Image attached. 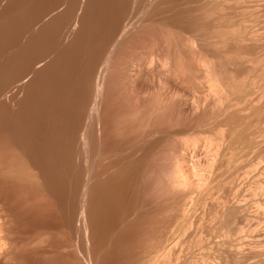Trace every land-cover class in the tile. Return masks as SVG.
Wrapping results in <instances>:
<instances>
[{"label":"rangeland","instance_id":"1","mask_svg":"<svg viewBox=\"0 0 264 264\" xmlns=\"http://www.w3.org/2000/svg\"><path fill=\"white\" fill-rule=\"evenodd\" d=\"M198 3L0 0V224L17 242L0 245L15 264H264V0ZM241 119L261 136L242 159L234 130L225 141ZM181 138L224 139L202 197L169 185Z\"/></svg>","mask_w":264,"mask_h":264},{"label":"bare ground","instance_id":"2","mask_svg":"<svg viewBox=\"0 0 264 264\" xmlns=\"http://www.w3.org/2000/svg\"><path fill=\"white\" fill-rule=\"evenodd\" d=\"M174 1V0H173ZM191 1V0H190ZM194 1V0H193ZM196 1V0H195ZM239 1H241V0H197V2H199L202 6H204V8H206V7H210L208 10H211V9H217V10H219V9H222L223 7H225V6H227V5H229V4H231V3H233V2H239ZM82 3V2H81ZM90 2L88 1V4H89ZM193 3V2H192ZM198 3V4H199ZM84 4V3H83ZM85 4H86V1H85ZM84 4V5H85ZM88 4H86V5H88ZM195 6H197L196 4H195ZM202 6H200V8L202 7ZM69 7V6H68ZM84 7V6H83ZM198 7V6H197ZM196 8V7H195ZM199 8V7H198ZM219 8V9H218ZM66 9V8H65ZM65 9H64V12H62V13H64V15L66 14L65 13ZM68 9V8H67ZM95 9V8H94ZM94 9H93V11H94ZM203 9V8H202ZM202 9H198L199 11L200 10H202ZM207 9V8H206ZM72 10V9H71ZM86 10H87V8H86ZM92 10V9H91ZM196 10H197V8H196ZM205 10V9H204ZM82 11V10H81ZM89 12H91V11H89ZM68 14H70L69 12H68ZM63 14H61V16H62ZM82 15V14H81ZM84 15V14H83ZM89 15H91V14H89ZM94 15V14H93ZM60 16V17H61ZM66 16V15H65ZM84 16H86V14L84 15ZM84 16H81V17H84ZM99 16V15H98ZM59 17V16H58ZM75 17V16H74ZM80 17V16H79ZM94 17V16H93ZM86 17H84V18H82V20L83 19H85ZM62 19V17L60 18V20ZM65 19V18H64ZM76 19V18H75ZM77 19H79V18H77ZM86 20V19H85ZM61 21H63V20H61ZM87 21V20H86ZM65 22V21H64ZM74 23V22H73ZM72 23V24H73ZM80 23V22H79ZM91 23H92V21H91ZM71 24V23H70ZM81 24V23H80ZM79 24V25H80ZM76 25H77V23H76ZM83 26H84V24H83ZM70 27H73V26H70ZM76 27V26H75ZM81 27V26H80ZM69 28V27H68ZM78 28V27H77ZM69 29H71V28H69ZM78 30V29H77ZM80 30H82V29H80ZM69 32V31H68ZM70 33V32H69ZM75 35V34H74ZM249 35L250 36H253L251 33H249ZM69 36V35H68ZM81 42H82V40H80ZM79 41V42H80ZM84 43V42H83ZM86 43V42H85ZM84 45V44H83ZM81 46V45H80ZM85 46V49H86V45H84ZM84 48V47H83ZM88 48V47H87ZM79 49V48H78ZM76 51V50H75ZM78 51V50H77ZM87 51V50H86ZM82 54V53H81ZM53 60V59H52ZM51 60V61H52ZM26 61V60H25ZM54 62V61H53ZM49 63V62H48ZM38 65H40L39 64V62H37L36 64H35V67H36V70H37V68H38ZM34 67V66H33ZM33 69V68H32ZM45 69V68H44ZM34 70V69H33ZM35 70V71H36ZM39 70H40V68H39ZM34 71V72H35ZM33 72V71H32ZM27 73V72H26ZM35 73H37V71L35 72ZM131 74V73H130ZM135 74V73H134ZM30 75V74H29ZM32 75V74H31ZM35 75V74H34ZM33 75V76H34ZM137 76V75H136ZM26 76H24V79H21V81H20V83L22 84V82H24V80L25 79H27V78H25ZM28 77V76H27ZM28 80V79H27ZM32 80V79H31ZM103 80V79H102ZM18 81V82H19ZM207 82V84H208V89H209V91H208V93H206V96H209V97H212L213 99H214V101H216V102H219V103H221V102H223V100H222V93H223V90L225 89V83L223 82V81H221V80H207L206 81ZM20 84H18V86H19ZM23 85V84H22ZM23 86H25V85H23ZM23 86H22V88H23ZM31 86V85H30ZM27 87V86H26ZM160 87V86H159ZM142 88V87H141ZM165 88V87H164ZM105 89V88H104ZM142 89H144V88H142ZM159 89H161V88H159ZM159 89H157V90H159ZM103 89H102V84L98 81V82H96V86H95V97H94V102L92 103V107H91V105H90V113H94V111L96 112L97 111V104L96 103H98V102H96V99L99 97V95L101 94V91H102ZM145 90V89H144ZM150 90V89H149ZM163 90V89H162ZM138 91V90H137ZM151 91V90H150ZM153 91V90H152ZM140 92V91H139ZM138 92V93H139ZM137 93V92H136ZM135 93V94H136ZM138 93L136 94V95H138ZM172 93V92H171ZM142 94V93H141ZM156 94V93H155ZM178 94V93H177ZM102 95V94H101ZM104 95V94H103ZM150 95H151V93H150ZM170 95V94H169ZM175 95V94H174ZM172 96V95H171ZM170 96V97H171ZM140 97V96H139ZM154 97V96H153ZM175 97H176V95H175ZM138 99V98H137ZM137 99H136V102H137ZM145 99H146V96H145ZM160 99V98H159ZM207 99H209V98H207ZM261 99H263V98H261ZM99 100V99H98ZM97 100V101H98ZM135 100V99H134ZM143 100V99H142ZM141 100V101H142ZM101 101V100H100ZM130 101V100H129ZM139 101H140V99H139ZM140 101V102H141ZM192 101H194V100H192ZM191 101V102H192ZM261 101V100H260ZM126 102V101H125ZM144 102V101H143ZM145 102H146V100H145ZM144 102V104L146 105V103ZM137 103H139V102H137ZM143 103H142V105H144ZM125 105V104H124ZM128 105V104H127ZM131 105H132V103H131ZM134 105V104H133ZM137 106H138V104H137ZM136 107V106H135ZM134 107V108H135ZM139 107H141V106H139ZM137 108V107H136ZM136 108H135V110H136ZM226 108V107H225ZM224 108V109H225ZM88 109V108H87ZM140 109V108H139ZM143 109V108H142ZM134 110V109H133ZM233 110H235V112H240V110H237V108H233ZM132 114V113H131ZM87 116V115H86ZM88 118H89V115H88ZM244 119H246L245 118V116L243 117ZM92 120V119H91ZM96 120V119H95ZM241 121H242V119L240 120V123H238V124H236L235 126H232V129L231 128H229V130L228 131H230L229 133H230V135H229V137H228V139H226L225 141H226V146H229V145H231V143L233 142V134H234V131L236 132V135H238L237 137H235V138H237L236 139V141H237V144L239 143V145L238 146H236L237 148L236 149H234L233 150V152H235L234 154H237V157L238 158H240V159H242L243 157H245L246 156V154L249 152V151H251L254 147H256V146H258L259 144H260V142H258V138L260 137L261 138V136H260V133L259 132H256V131H251V130H249L248 131V129L246 130V128H245V123H244V121H243V123H241ZM100 123V122H99ZM102 124V123H101ZM92 126V125H91ZM95 127V126H94ZM97 127V126H96ZM99 127H101V126H99ZM92 128V127H91ZM234 130V131H233ZM86 131V130H85ZM150 131V130H149ZM149 131H148V133H149ZM157 131V130H156ZM164 131V130H163ZM238 131H239V133H238ZM153 133H155V132H153ZM168 133V132H167ZM220 133H221V136H222V134H223V130H221L220 131ZM238 133V134H237ZM84 134V133H83ZM87 134H89V133H87ZM162 134V133H161ZM94 135V134H93ZM167 135V134H166ZM175 135H177V134H175ZM178 135H179V133H178ZM158 136V135H157ZM150 137H152V136H150ZM160 137V136H159ZM162 137V136H161ZM181 136L179 135L178 136V138H180ZM223 137V136H222ZM224 137H225V135H224ZM139 138V137H138ZM183 138V137H182ZM182 138H181V140H182ZM85 139H86V137H85ZM93 139V138H92ZM155 139V138H154ZM156 139H158V138H156ZM145 140V139H144ZM178 140H180V139H178ZM153 141V140H152ZM157 141V140H156ZM223 141H224V139H221V141H219V142H217V143H213V142H211V141H208L207 142V144H205V145H202V144H200V142H198V140L197 139H188V138H185V139H183L182 140V143H181V152H182V154H181V156H180V159H177V158H175L174 159V161L175 162H172L173 160H171V159H169V160H171V161H169L170 163H174L173 164V166H172V164L170 165V164H168V166L170 165V166H172V170L170 169V166H169V169L171 170V172H170V174H169V176H168V178H169V181H170V183H169V185L171 184V186L173 187V188H185V187H192V188H195V189H198L199 191H200V197H202L206 192H209V187H210V184L213 182V180L215 179V177L218 175V173H219V171H220V169H219V162L224 158L225 159V157H226V154H225V149H224V143H223ZM235 141V142H236ZM82 142V141H81ZM134 142V141H133ZM150 142V141H149ZM154 143H155V141H154ZM157 143V142H156ZM159 143V142H158ZM94 144V143H93ZM130 144V143H129ZM135 144V143H134ZM137 144V143H136ZM135 144V145H136ZM144 144V143H143ZM142 144V145H143ZM147 144V143H146ZM173 144H175V143H173ZM172 144V145H173ZM180 144V143H179ZM179 144H178V146H179ZM133 145V144H132ZM157 145V144H156ZM127 146V145H126ZM129 146V145H128ZM174 146V145H173ZM172 146V147H173ZM90 147V146H89ZM132 147V146H131ZM130 147V148H131ZM126 148V147H125ZM124 148V149H125ZM175 148V147H174ZM88 149V148H87ZM91 149V148H90ZM123 149V148H122ZM128 149V148H127ZM134 149V148H133ZM142 149V148H141ZM175 149H177V151H178V148H175ZM189 149V151H186V150H188ZM86 150V149H85ZM118 150V149H117ZM137 149H135V151H136ZM146 150H147V148H146ZM173 150V149H172ZM182 150H185V152H183ZM191 150V151H190ZM120 151V150H119ZM134 151V150H133ZM176 151V152H177ZM199 151V152H198ZM201 151V152H200ZM141 152V151H140ZM191 152V153H190ZM197 152L198 153H202L201 155V157H197ZM172 153V152H171ZM175 153V151L173 152V154ZM177 153H179V152H177ZM197 154V155H195V154ZM130 154V153H129ZM128 154V155H129ZM135 154V153H134ZM172 154V155H173ZM176 154V153H175ZM234 154H232L233 156H234ZM117 155V154H116ZM126 155V154H125ZM131 155V154H130ZM145 155V154H144ZM177 155V154H176ZM141 156V155H140ZM199 156V155H198ZM231 156V155H230ZM236 156V155H235ZM86 157V156H85ZM117 157V156H116ZM127 158V156H124L123 158ZM135 157V156H134ZM134 157H132V158H134ZM176 157V156H175ZM122 158V157H121ZM125 158V160H127ZM130 158V157H129ZM172 158V157H171ZM84 159V158H83ZM173 159V158H172ZM263 159H264V156H261L260 157V160H259V162H260V164L262 165L263 163H262V161H263ZM116 160V159H115ZM124 160V161H125ZM129 161H130V159H128ZM233 160V159H232ZM118 161V160H117ZM120 162V159H119V161H118V163ZM128 162V161H127ZM93 163V162H92ZM115 163H117V162H115ZM125 163V162H124ZM124 163L122 164V165H124ZM135 163V162H134ZM133 163V164H134ZM232 163V161H230L229 160V162L227 163V165H230ZM131 164H132V162H131ZM86 165V164H85ZM113 165H115V164H113ZM119 165V164H118ZM125 166V165H124ZM121 167V166H120ZM126 167V166H125ZM130 167V166H129ZM117 169V168H116ZM120 169V168H119ZM124 169V168H123ZM122 169V170H123ZM127 169V168H126ZM86 170V169H85ZM130 170V169H129ZM219 170V171H218ZM11 171V170H10ZM166 171V170H165ZM167 171H169V170H167ZM9 172V171H8ZM15 172V171H14ZM98 172V171H97ZM99 172H102V170L101 171H99ZM10 173V172H9ZM9 173L7 174V175H9ZM16 173V172H15ZM96 173V172H95ZM103 173V172H102ZM118 173V172H117ZM116 173V174H117ZM125 173V172H124ZM167 173V172H166ZM12 174V173H11ZM10 174V175H11ZM38 174V173H37ZM89 174H90V172H89ZM94 174V173H93ZM122 174V173H121ZM120 173L118 174V176L119 175H121ZM168 174V173H167ZM14 175V174H13ZM19 175H21V174H18L17 176H19ZM98 175V174H97ZM123 175V174H122ZM166 175V174H165ZM102 176V175H101ZM38 177H40V176H38ZM94 177V176H93ZM96 177V176H95ZM100 177V176H99ZM18 178H20V176L18 177ZM40 178H42V177H40ZM98 178V177H97ZM35 179H37V178H35ZM217 179V178H216ZM116 180V179H115ZM117 181V180H116ZM93 182V181H92ZM85 184V183H84ZM94 184V183H93ZM116 184V183H115ZM118 185V184H117ZM92 186V185H91ZM119 187H120V185H119ZM92 188V187H91ZM92 190V189H91ZM90 190V191H91ZM185 190V189H184ZM86 193V192H85ZM88 195V194H87ZM83 198V197H82ZM86 204V203H85ZM261 205L262 206H264V201H262L261 202ZM234 207H240L239 205H235ZM80 210V209H79ZM83 210V209H82ZM264 210V209H263ZM1 213V212H0ZM81 214H83V212L81 213ZM2 217V216H1ZM0 217V218H1ZM2 219H4V217L2 218ZM2 219H0V220H2ZM86 219V218H85ZM3 221V220H2ZM5 221V220H4ZM7 221V220H6ZM0 223H1V221H0ZM87 223V222H86ZM85 223V224H86ZM3 225H1L0 224V233L1 232H4V228H1V226L3 227L4 225H7L8 224V222H5V224L4 223H2ZM8 228V227H7ZM82 228V227H81ZM10 229V230H9ZM7 230V229H6ZM8 230L10 231V233L8 232ZM8 230L6 231V232H4L5 233V235L7 234V233H9L10 235H12V233L11 232H13V231H11V228H8ZM2 234V233H1ZM0 234V235H1ZM9 234L8 235H6V237H9ZM84 234V233H83ZM13 236H14V234H13ZM13 236H10L9 238H13ZM1 238V240H2V242H5L4 240L6 239V237H4V235L3 236H0ZM15 238V237H14ZM14 238L12 239L13 241H14ZM1 240H0V242H1ZM11 240V239H10ZM11 242V244H10V247L9 248H7V247H5V250H6V248H7V250L8 249H13V247H11V246H14L13 244L16 242V240L14 241V243L12 242V241H9V243ZM6 244H7V240H6V242H5ZM8 243V244H9ZM17 243V242H16ZM2 245V244H1ZM0 245V257L1 256H5V257H1V258H3V260L5 261L6 260V258H9L10 256H9V254H11V253H9V254H7L5 251H4V248H2L1 249V246ZM3 245H5L4 243H3ZM5 246H8V245H5ZM15 247V246H14ZM2 250L6 253H4V252H2ZM9 251V250H8ZM7 251V252H8ZM11 252H12V250H10ZM6 255H8L7 257H6ZM15 255V254H14ZM13 252H12V257L11 258H9V261L11 260V262L13 263V264H15L14 263V261H12V260H14L15 258H16V256L13 258ZM5 258V259H4ZM3 260H0V264H8L9 263V261L6 263V262H4ZM9 264H11V263H9Z\"/></svg>","mask_w":264,"mask_h":264}]
</instances>
